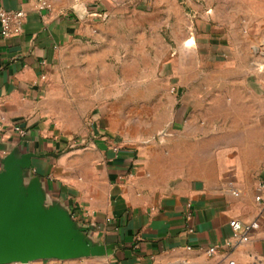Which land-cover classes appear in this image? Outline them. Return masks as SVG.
I'll use <instances>...</instances> for the list:
<instances>
[{"label": "crops", "instance_id": "1", "mask_svg": "<svg viewBox=\"0 0 264 264\" xmlns=\"http://www.w3.org/2000/svg\"><path fill=\"white\" fill-rule=\"evenodd\" d=\"M46 1L0 0V173L100 252L24 264H264V0Z\"/></svg>", "mask_w": 264, "mask_h": 264}, {"label": "water", "instance_id": "2", "mask_svg": "<svg viewBox=\"0 0 264 264\" xmlns=\"http://www.w3.org/2000/svg\"><path fill=\"white\" fill-rule=\"evenodd\" d=\"M16 165L24 167L10 160L0 173V264L98 254V249L88 248L76 237L62 217L45 214L34 193L25 201L18 200Z\"/></svg>", "mask_w": 264, "mask_h": 264}, {"label": "built area", "instance_id": "3", "mask_svg": "<svg viewBox=\"0 0 264 264\" xmlns=\"http://www.w3.org/2000/svg\"><path fill=\"white\" fill-rule=\"evenodd\" d=\"M40 1V9H47L49 5L46 0ZM25 21V14L21 11L19 12H6L0 10V35L3 38H9L11 36L19 35L22 32V26ZM116 151V150H115ZM263 186H259L260 191ZM257 202L261 201V197L256 198ZM230 228L232 229L233 237L240 243H247L249 241L250 232L258 228L257 223H252L250 225H243L239 221H231ZM216 252L215 248L208 250L210 255ZM228 264H234L230 262Z\"/></svg>", "mask_w": 264, "mask_h": 264}]
</instances>
